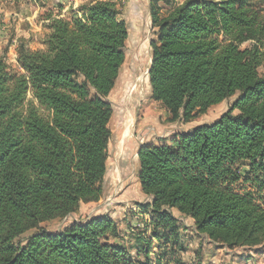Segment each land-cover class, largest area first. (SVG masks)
<instances>
[{
	"label": "trees",
	"instance_id": "trees-1",
	"mask_svg": "<svg viewBox=\"0 0 264 264\" xmlns=\"http://www.w3.org/2000/svg\"><path fill=\"white\" fill-rule=\"evenodd\" d=\"M160 1L150 0L151 98L184 123L235 99L213 122L138 147L146 261L106 214L43 227L105 192L107 98L129 26L119 0H88L48 11L44 48L23 45L16 68L0 56V264H195L182 259L185 218L225 247L264 245V0H186L166 12Z\"/></svg>",
	"mask_w": 264,
	"mask_h": 264
},
{
	"label": "rangeland",
	"instance_id": "rangeland-1",
	"mask_svg": "<svg viewBox=\"0 0 264 264\" xmlns=\"http://www.w3.org/2000/svg\"><path fill=\"white\" fill-rule=\"evenodd\" d=\"M127 1L119 0L121 16L129 26L126 58L116 84L107 98L112 104L113 115L109 123L112 136L104 181L105 192L100 201L82 204L76 213L61 220L44 223L43 227L54 233L72 221L86 222L92 216L109 215L118 224L120 233L118 240L125 245L135 261L143 263L146 258L138 256L136 247L139 242L135 234L150 238V232L146 231L141 220L142 215L139 214L140 204L146 202L148 197L143 193L138 180V147L147 141L169 142L178 133L215 121L228 110L235 97L211 107L207 113L198 115L190 122L170 121L167 108L151 98L148 79L152 57L151 21L145 12L141 17L137 15L136 8ZM177 1L179 2L160 1L163 12L177 5ZM34 2L33 8H28V13L23 17H7L0 12V56L15 68L19 49L23 45L29 47L32 44L39 47L47 34L49 20L46 17L49 9L53 7L52 3L49 1L45 5L43 1ZM76 3L80 4L79 1ZM28 15L34 17L32 24L24 18ZM159 135L161 137H158ZM182 223L185 227L182 231L183 244L187 247V251L182 253L183 260L195 264H264V245L252 249L247 247L231 249L212 242L204 234H198L190 219L185 218ZM32 233L33 231H29L23 234L19 241L24 242ZM157 254L159 250L157 242H154L150 262L155 263Z\"/></svg>",
	"mask_w": 264,
	"mask_h": 264
},
{
	"label": "crops",
	"instance_id": "crops-1",
	"mask_svg": "<svg viewBox=\"0 0 264 264\" xmlns=\"http://www.w3.org/2000/svg\"><path fill=\"white\" fill-rule=\"evenodd\" d=\"M49 1H51L52 6H53L49 10H51L55 13H58L59 6H62L63 12L66 13L70 8H75V7L79 6L80 4L87 2L88 0H45L44 4L47 5V3ZM77 1H79L80 4H77L76 3ZM185 1L186 0H179V2L177 1V5L182 4ZM127 2L132 7L136 8L135 12H137L136 13L137 15L139 14V16L141 17L142 15H144V12H145L148 15V19H150V21H151L150 0H128ZM34 3H35L34 0H0V12H3L7 17H12V16L23 17V15L28 13V8H33ZM66 9H68V10H66ZM38 10L39 9L37 8V11ZM24 18L28 19L29 22L32 24L34 17L28 15ZM46 31L48 32L49 30L46 29ZM29 47L33 50H37V49L44 48V44L41 43L39 45V47H36L32 44ZM158 137H161V136L159 135ZM149 139H147V140H149ZM156 141L158 142V140H156ZM174 213L177 216H179V214L176 211H174ZM250 249H252V248H250Z\"/></svg>",
	"mask_w": 264,
	"mask_h": 264
},
{
	"label": "water",
	"instance_id": "water-1",
	"mask_svg": "<svg viewBox=\"0 0 264 264\" xmlns=\"http://www.w3.org/2000/svg\"><path fill=\"white\" fill-rule=\"evenodd\" d=\"M150 69V68H149ZM137 155H138V152H137Z\"/></svg>",
	"mask_w": 264,
	"mask_h": 264
}]
</instances>
